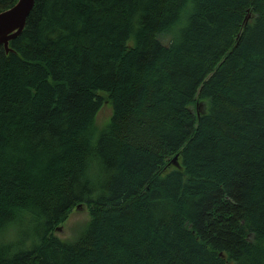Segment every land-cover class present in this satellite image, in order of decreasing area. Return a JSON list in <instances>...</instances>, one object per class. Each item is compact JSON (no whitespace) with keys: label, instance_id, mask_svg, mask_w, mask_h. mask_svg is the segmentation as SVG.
Instances as JSON below:
<instances>
[{"label":"trees","instance_id":"obj_1","mask_svg":"<svg viewBox=\"0 0 264 264\" xmlns=\"http://www.w3.org/2000/svg\"><path fill=\"white\" fill-rule=\"evenodd\" d=\"M9 48L0 264H264V0H34Z\"/></svg>","mask_w":264,"mask_h":264},{"label":"water","instance_id":"obj_2","mask_svg":"<svg viewBox=\"0 0 264 264\" xmlns=\"http://www.w3.org/2000/svg\"><path fill=\"white\" fill-rule=\"evenodd\" d=\"M33 6L34 0H17L12 7L0 12V47L6 52L11 51L9 43L23 32ZM198 105L202 106L201 103ZM176 158L174 157L173 161Z\"/></svg>","mask_w":264,"mask_h":264},{"label":"rangeland","instance_id":"obj_3","mask_svg":"<svg viewBox=\"0 0 264 264\" xmlns=\"http://www.w3.org/2000/svg\"><path fill=\"white\" fill-rule=\"evenodd\" d=\"M111 113L110 105L105 103L96 116L97 125L100 127L106 125L111 118ZM87 218L86 212L83 209L70 213L67 220L56 232L59 239L66 240L72 238L85 225Z\"/></svg>","mask_w":264,"mask_h":264}]
</instances>
